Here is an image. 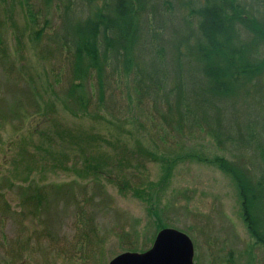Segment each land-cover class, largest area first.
Masks as SVG:
<instances>
[{
    "label": "rangeland",
    "instance_id": "obj_1",
    "mask_svg": "<svg viewBox=\"0 0 264 264\" xmlns=\"http://www.w3.org/2000/svg\"><path fill=\"white\" fill-rule=\"evenodd\" d=\"M56 1L29 0L41 14L37 27L47 29L37 38L23 0H0V264H109L129 246L149 250L158 223L191 238L194 264H264L228 173L200 160L184 159L169 170L160 163L178 143L184 153L223 157L263 176L264 71L224 100V150L197 130L180 141L173 133L164 145L135 99L127 107L134 94L131 75L111 81L103 103L98 87L91 93L83 83L86 110L67 96L79 80L54 41L64 26ZM59 1L74 5L76 20L94 15L104 2ZM162 1L149 0L148 6ZM165 1L174 30L186 29L190 19L196 31L191 11L204 0ZM240 1L249 17L264 24V0ZM164 36L175 37L171 29ZM240 38L254 49L252 33L242 28ZM252 56L264 60V49ZM145 112H152L149 103ZM38 191L44 200H36ZM86 221L94 224L91 233Z\"/></svg>",
    "mask_w": 264,
    "mask_h": 264
},
{
    "label": "trees",
    "instance_id": "obj_2",
    "mask_svg": "<svg viewBox=\"0 0 264 264\" xmlns=\"http://www.w3.org/2000/svg\"><path fill=\"white\" fill-rule=\"evenodd\" d=\"M42 1L49 4L54 0ZM23 2L35 36L42 37L47 29L37 27L41 14L29 0ZM148 2L104 0L94 15L76 20L74 5L56 1L64 13V26L54 41L59 51L67 54L72 74L79 80L67 89V96L86 110L83 83L90 85L91 93L93 85L97 86L99 102L103 103L110 82L116 78L122 82L131 75L134 94H128L127 107L135 99L136 107L149 116L152 130L162 144L167 145V138L174 139V134L180 141L186 132L197 130L211 134L224 150V100L246 89L264 71V60L258 62L252 56L254 49L256 53L264 49V24L249 17L240 0H204L197 10L191 11V17L196 18V31L192 30L190 19L184 22L186 29L174 30L170 25L172 15L164 13V6L172 8L170 3L163 0L161 5L148 6ZM242 28L255 36L252 51L241 41ZM170 29L173 40L164 36ZM146 103L152 112H145ZM226 141L236 142L231 136ZM238 143L244 142L239 138ZM175 147L177 151L166 150L167 154L160 156V163L169 165L168 170L184 159L200 160L233 178L244 222L264 251V174L257 177L223 157L202 159L197 153H184L181 144L175 143ZM36 194V200H44L42 191ZM90 222L83 224L91 233L94 224ZM165 228L169 227L158 223L156 236ZM128 250L137 252L138 248L129 246Z\"/></svg>",
    "mask_w": 264,
    "mask_h": 264
},
{
    "label": "water",
    "instance_id": "obj_3",
    "mask_svg": "<svg viewBox=\"0 0 264 264\" xmlns=\"http://www.w3.org/2000/svg\"><path fill=\"white\" fill-rule=\"evenodd\" d=\"M194 254V244L186 233L165 228L158 232L148 251L125 252L109 264H194Z\"/></svg>",
    "mask_w": 264,
    "mask_h": 264
}]
</instances>
